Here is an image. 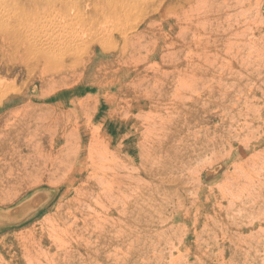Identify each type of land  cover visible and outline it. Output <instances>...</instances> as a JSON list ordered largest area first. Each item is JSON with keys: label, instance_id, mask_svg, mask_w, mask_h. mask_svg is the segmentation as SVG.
Returning <instances> with one entry per match:
<instances>
[{"label": "rangeland", "instance_id": "rangeland-1", "mask_svg": "<svg viewBox=\"0 0 264 264\" xmlns=\"http://www.w3.org/2000/svg\"><path fill=\"white\" fill-rule=\"evenodd\" d=\"M147 1L56 5L66 33L111 34L74 64L0 31V264H264V0Z\"/></svg>", "mask_w": 264, "mask_h": 264}, {"label": "bare ground", "instance_id": "bare-ground-1", "mask_svg": "<svg viewBox=\"0 0 264 264\" xmlns=\"http://www.w3.org/2000/svg\"><path fill=\"white\" fill-rule=\"evenodd\" d=\"M5 1L6 0H0V31H3L8 36L12 35V39H15L17 37H18V40L22 39V43H23L24 47H23V49H20L21 51L16 49V53H19L23 56L25 55L26 57H30L32 59L34 57V59H36L38 61V64L41 62L44 64L45 67L50 66V65L52 67V65L55 63H63V62H66L65 65L74 64V62H77L78 59L80 58L81 53H87L88 52V49H89L88 46L89 45L95 46L97 42L101 43L99 41L101 38L111 37V34H103L102 35L103 31L101 30V27H99L97 29L96 28L92 29V32L89 33L91 36L90 41H88V39L83 37L82 34H75L73 32L72 33L71 32L66 33L65 30L67 28L65 29L64 26H60V25L56 26L57 22L55 19H59V18H57L58 16H61L64 14V16H63L64 19L69 18L72 21V23L75 24L77 22H80V20H78V19H80L84 16L88 17L89 19H96L95 17H93L91 15L95 14V16L98 18V16L100 17V13H105L104 11H106L108 13V12H112V11L116 10L118 12V11H122V9H125L126 6H129V5H130V7H134V8L145 7L150 11V13H152L154 11L156 13V7H159V4L156 5V3H155L158 1H152L149 3L147 0H107L108 1L107 3H104V2L101 3L100 0H16V1H19L21 3V5H20V6H22L20 8L21 12L23 10H25L26 12L28 11L27 12L28 14L30 13V16L32 13V15H35L37 17L36 19H34L35 16L34 17L31 16L33 18V20L30 21V20H28L29 15L26 18L27 20L25 19V16H24L25 20L22 18V13L20 12V9L18 8L17 5L14 9L12 8L13 9V12H12L10 7H6L4 5ZM84 2H89V3L95 2V3H97L96 4L98 6L97 11L96 12L93 11V13L90 12L86 15H83L84 11L81 9L79 10L78 8H81V5H83ZM58 3H60V4H58ZM160 3H163V1H160ZM56 5H60V8H63L64 5H66L65 9H67V8L69 9V11H67L68 13L67 14H65V13L61 14L63 10H61L59 8L61 10L60 11L61 13L57 16L58 13L56 11ZM94 7H95V5H94ZM75 9L77 12L74 11ZM117 9H119V10H117ZM27 13H26V15H27ZM55 15H56V17H55ZM74 15H76V17ZM65 17H67V18H65ZM176 20H177V18H176ZM59 21H62V23H63L62 19H59ZM96 23H99V21H97ZM178 24H180V23H176V22L175 23H173V22L169 23L168 24V26L170 27L169 31L172 32L176 28H178L179 30L183 29L182 31L187 29V28L180 27V25H178ZM137 26H138V24H134V26H132V28H134V27L136 28ZM68 27H69V25H68ZM70 27H72V26H70ZM68 30H70V29L68 28ZM118 30H119L118 36H121V35L126 36L127 33L128 34L131 33L129 30L125 29L124 25L120 26V28ZM160 30H162L161 27H160ZM134 40H136L134 37H130V38L125 37V39H124V44L126 46L125 49H127V48L134 49L135 48V52L140 53V50L137 49V47H135V46L132 47V45L136 42ZM134 45H136V44H134ZM75 56H78V57H75ZM191 77H193V76H191ZM15 99H16V97L11 98V101H14ZM92 141H93L91 143L92 145L90 146V161H89L90 166H88V167H91L92 170L96 171V169H98L99 166H102L104 164L105 160H108V158H110V157L105 154V151H103L104 154H102L99 151L100 145H99V135L98 134H94L92 136ZM108 165L110 166V164H108ZM115 175H117V174H115ZM248 179H250V178H248ZM97 182H98V185L102 184L104 186L105 189H103V191L104 190L110 191L113 187L111 180L108 179V175L99 176V179H97ZM80 187H82V186H80ZM229 188L231 189V187H229ZM120 191L122 192V190H120ZM108 195H110V194H108ZM109 197H111V196H109ZM37 203H38V201H34L33 206L36 205ZM14 212H17V209L14 210ZM63 214H65V216ZM63 214H61L60 212L57 211L56 213H54V216L57 218V220L60 221V224H62L64 226L65 221L67 219L70 220L69 218L71 217V213L67 212V213H63ZM49 225H51V224H49ZM168 226H170V224ZM44 227L42 226V229ZM52 230L54 232H57V229L55 228L54 224H53V229L50 230L51 233H52ZM41 238L42 237H40V239ZM76 239H77V237H76ZM32 241H33L34 245H35V243L37 244L35 239H33ZM61 242H63V240ZM65 243H68V242H65ZM42 252H44V251L42 250ZM62 256L67 257L68 253H63ZM69 256H71V254ZM45 262H47V261H45Z\"/></svg>", "mask_w": 264, "mask_h": 264}]
</instances>
